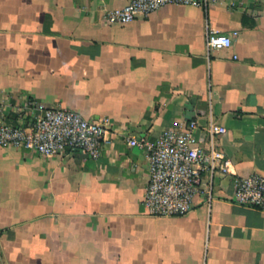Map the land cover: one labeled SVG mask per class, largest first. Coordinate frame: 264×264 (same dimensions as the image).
I'll list each match as a JSON object with an SVG mask.
<instances>
[{
    "label": "crops",
    "instance_id": "obj_1",
    "mask_svg": "<svg viewBox=\"0 0 264 264\" xmlns=\"http://www.w3.org/2000/svg\"><path fill=\"white\" fill-rule=\"evenodd\" d=\"M126 1L0 0V123L27 126L33 101L111 121L96 157L0 145V264H264V208L234 199L235 175H264V0L107 23ZM210 29L231 44L207 49ZM191 119L228 170L208 157L188 212L150 214L148 159L127 137ZM210 123L226 130L211 139Z\"/></svg>",
    "mask_w": 264,
    "mask_h": 264
},
{
    "label": "built area",
    "instance_id": "obj_2",
    "mask_svg": "<svg viewBox=\"0 0 264 264\" xmlns=\"http://www.w3.org/2000/svg\"><path fill=\"white\" fill-rule=\"evenodd\" d=\"M217 0H127L122 6L108 9L103 17L107 23H123L139 14L146 15L167 3L193 4L208 7ZM236 33V32H234ZM229 34L210 29L206 32L207 49H218L231 44ZM31 114L27 126L23 121L10 125L0 123V145L22 146L41 155L51 156L79 150L90 157L100 154L104 134L111 124L109 117L94 120L65 106L48 107L43 102L28 104ZM198 124L191 119L180 128H165L154 138L144 133L127 137L130 145L142 148L148 159V180L143 196L146 212L155 215H179L193 206L195 194L201 188V164L222 160L220 169L228 170V160L210 141L204 149L195 143L194 131ZM226 130L223 125L210 123L207 131L212 137ZM235 201L264 208V175L253 172L234 176Z\"/></svg>",
    "mask_w": 264,
    "mask_h": 264
}]
</instances>
